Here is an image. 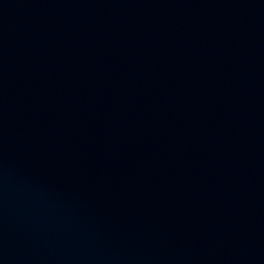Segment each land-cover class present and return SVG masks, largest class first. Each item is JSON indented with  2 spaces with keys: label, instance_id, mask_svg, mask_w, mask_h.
Segmentation results:
<instances>
[{
  "label": "water",
  "instance_id": "1",
  "mask_svg": "<svg viewBox=\"0 0 264 264\" xmlns=\"http://www.w3.org/2000/svg\"><path fill=\"white\" fill-rule=\"evenodd\" d=\"M0 264H264V0H0Z\"/></svg>",
  "mask_w": 264,
  "mask_h": 264
}]
</instances>
